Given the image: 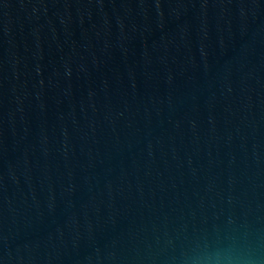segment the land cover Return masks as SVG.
<instances>
[{
  "label": "water",
  "instance_id": "1",
  "mask_svg": "<svg viewBox=\"0 0 264 264\" xmlns=\"http://www.w3.org/2000/svg\"><path fill=\"white\" fill-rule=\"evenodd\" d=\"M264 264V0H0V264Z\"/></svg>",
  "mask_w": 264,
  "mask_h": 264
},
{
  "label": "clouds",
  "instance_id": "2",
  "mask_svg": "<svg viewBox=\"0 0 264 264\" xmlns=\"http://www.w3.org/2000/svg\"><path fill=\"white\" fill-rule=\"evenodd\" d=\"M188 264H259L254 251L235 244L225 247L209 248L205 246L195 250Z\"/></svg>",
  "mask_w": 264,
  "mask_h": 264
}]
</instances>
